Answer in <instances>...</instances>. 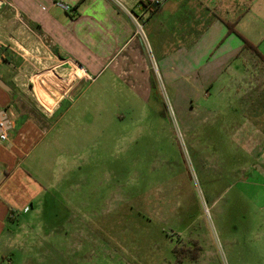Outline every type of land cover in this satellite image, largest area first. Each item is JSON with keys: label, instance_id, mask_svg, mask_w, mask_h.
Segmentation results:
<instances>
[{"label": "rangeland", "instance_id": "374dc122", "mask_svg": "<svg viewBox=\"0 0 264 264\" xmlns=\"http://www.w3.org/2000/svg\"><path fill=\"white\" fill-rule=\"evenodd\" d=\"M22 30L0 49L13 111L23 98L47 112L60 104L29 157L54 186L29 264H176L175 248L178 264H264V156H253L264 146H249L264 143V64L246 53L240 83L220 94L196 72L170 86L157 66L145 93L114 65L89 81L74 64L54 73L66 57ZM46 71L71 79L49 85L52 104L39 99Z\"/></svg>", "mask_w": 264, "mask_h": 264}, {"label": "crops", "instance_id": "0c3cea01", "mask_svg": "<svg viewBox=\"0 0 264 264\" xmlns=\"http://www.w3.org/2000/svg\"><path fill=\"white\" fill-rule=\"evenodd\" d=\"M58 1L70 6L72 12L56 7ZM140 1L121 0L126 13L109 0H0V49L13 37L22 39L14 36V24L21 30L31 25L38 40L47 41L53 53L66 57L64 64L50 69L53 72L60 66H68L67 71L73 72L69 65L74 64L81 71L79 76L89 81V70L101 72L114 65L121 77L137 81L135 85L144 92L149 91L152 70L146 46L156 58L155 69L158 66L167 84L176 86L196 72L203 88L217 86L218 94L225 88L236 89L246 53L253 55L243 49L242 40L264 58V0H163L158 7ZM136 22L142 26V36ZM227 23L236 34L227 33ZM48 52L51 54V50ZM177 68L182 73L169 74ZM45 73L39 76L46 83L39 99L49 104L53 100L49 97L46 102L45 91L51 84L43 78ZM56 76L62 87L71 85L67 75ZM62 87L53 90L59 92ZM235 93L234 102L238 99ZM70 96L65 95L64 100ZM13 99L11 89L0 88V107L13 108ZM23 102L26 108L15 112L14 130L8 141L0 142V264H29L31 248H38L35 242H40L43 225L34 216L44 214L45 199L54 187L52 183L44 185L36 175L39 165L29 157L38 148L37 139L47 130L60 104L47 112L24 98ZM248 125L247 140L253 123L249 121ZM259 145L264 143L249 144L251 152ZM253 156H264V149Z\"/></svg>", "mask_w": 264, "mask_h": 264}, {"label": "built area", "instance_id": "2783aa9c", "mask_svg": "<svg viewBox=\"0 0 264 264\" xmlns=\"http://www.w3.org/2000/svg\"><path fill=\"white\" fill-rule=\"evenodd\" d=\"M116 8H118L121 11H124L128 13V11L125 9L123 3L121 0H109ZM163 0H141L140 3L145 6L149 7H158ZM56 7L64 11L65 13H71L72 10L70 6L67 4L62 3L61 1H58L55 3ZM136 28L138 34L142 36V26L141 24L136 22ZM146 49L148 47L146 46ZM152 68L155 73H157V70L155 69V64L152 63ZM15 125V112L10 107H0V142H7L10 133L14 130Z\"/></svg>", "mask_w": 264, "mask_h": 264}, {"label": "trees", "instance_id": "16d2710c", "mask_svg": "<svg viewBox=\"0 0 264 264\" xmlns=\"http://www.w3.org/2000/svg\"><path fill=\"white\" fill-rule=\"evenodd\" d=\"M226 28H227V33L228 34H236L234 29H233V26L231 24H225ZM243 41V49L244 50H247V51H250L256 58L258 61H260L262 64H264V58H262L257 52L255 49H253L247 42H245L244 40ZM194 244V242H193ZM171 255H173V257L175 258V262L176 264L178 263H181L182 261V252H180L179 249H173L170 251ZM181 258V259H180Z\"/></svg>", "mask_w": 264, "mask_h": 264}, {"label": "bare ground", "instance_id": "6f19581e", "mask_svg": "<svg viewBox=\"0 0 264 264\" xmlns=\"http://www.w3.org/2000/svg\"><path fill=\"white\" fill-rule=\"evenodd\" d=\"M42 78V77H41ZM43 78H45V79H47L48 81H50V84L55 88V89H60L62 86H61V84L62 83H60L61 81H60V79L56 76V75H54V74H51V73H46V74H44V76H43ZM47 82V81H46ZM44 85V83H43V80L42 79H40V80H38V86H39V89H41L42 88V86ZM44 86H46V85H44ZM44 89V88H43ZM41 91V90H40ZM42 92V91H41ZM44 94V93H43ZM48 100H49V97H48ZM50 104H52L51 102H50Z\"/></svg>", "mask_w": 264, "mask_h": 264}, {"label": "water", "instance_id": "95a60500", "mask_svg": "<svg viewBox=\"0 0 264 264\" xmlns=\"http://www.w3.org/2000/svg\"><path fill=\"white\" fill-rule=\"evenodd\" d=\"M0 88L4 90H9V88L0 80Z\"/></svg>", "mask_w": 264, "mask_h": 264}]
</instances>
